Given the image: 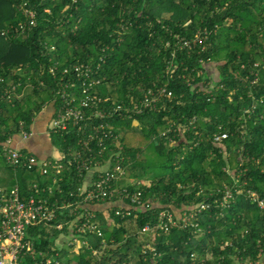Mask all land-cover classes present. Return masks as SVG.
Returning <instances> with one entry per match:
<instances>
[{
	"label": "trees",
	"instance_id": "obj_1",
	"mask_svg": "<svg viewBox=\"0 0 264 264\" xmlns=\"http://www.w3.org/2000/svg\"><path fill=\"white\" fill-rule=\"evenodd\" d=\"M21 1L0 0V187L18 183L25 197L34 184L51 187L50 200L62 203L82 185L73 168L55 183L38 164L29 167L30 156L43 158L24 149L17 164H8L4 142L31 132L47 101L58 106L60 85L77 97L84 81L97 78L92 103L106 115L87 119L85 127L106 123L114 132L101 167L110 158L106 166L114 170L119 160L126 168L119 184L141 190L144 202L125 216L116 214L115 196L73 203L75 210L86 205L97 214L108 242L100 256L92 248H101L102 239L91 233L82 238L92 248L56 245L61 232H69L68 215L28 226L36 249L59 252L62 264H264V209L248 197L264 198V0H26L37 13L28 33L18 31ZM6 29L7 37L1 35ZM177 35L203 36L205 48L183 49ZM214 62L218 76L209 70ZM77 65L89 66V77L80 78ZM161 86L173 96L137 113L142 94ZM50 132L68 162L79 145L78 129ZM225 186L233 197L224 207L217 203ZM122 200L125 210L130 201ZM203 201L210 206L192 219L197 226L159 230L163 210L179 218ZM103 202L108 215L93 207ZM147 224L152 227L142 231Z\"/></svg>",
	"mask_w": 264,
	"mask_h": 264
},
{
	"label": "built area",
	"instance_id": "obj_2",
	"mask_svg": "<svg viewBox=\"0 0 264 264\" xmlns=\"http://www.w3.org/2000/svg\"><path fill=\"white\" fill-rule=\"evenodd\" d=\"M20 11L24 19L20 23L18 31L28 33L37 26V13L35 9L28 7L26 0L21 1ZM9 32L10 29L2 30L1 35L7 37ZM177 38H179V47L183 49L193 48L198 44L202 46V49L205 48L203 36L198 35L193 39H183L177 35ZM75 71L80 78H87L91 74V68L87 65H77ZM99 83L100 79L97 78L90 82L84 81L81 96L77 97L68 91L69 85H60L55 91L60 103L55 109L50 129L55 133L69 132L71 128L78 129L77 143L79 145L70 149L68 162L62 161L61 154L58 158L37 159L36 156L28 158L29 167L38 164L43 174L53 175L55 183L63 179L65 170L73 168L77 172L84 182L76 189L69 190L68 200L62 203L51 201L46 191L48 190V193L51 194L53 193L52 188H39L37 184L33 186L34 192L26 197L22 195L18 183L11 188L0 187V264H20L29 256H36L32 264H62L58 257L59 252L49 255L45 250L38 251L36 249L33 240L27 235V228L30 225L57 222L65 215L70 216V220L66 221L69 229L67 244L74 245L76 248H92L90 240L87 237L82 238L86 233H91L102 239L101 248H92L93 253L100 256L103 250L107 248L108 242L104 238L103 227L96 218L97 214L88 209L86 205L91 202H102L110 196H115L118 201L122 202V199L125 198L130 201V204L126 203L129 206L124 210L122 208L125 206L119 205V208L115 210L117 215L125 216L131 214L133 205L144 204L141 198V190L130 192L127 186L119 184L121 180L126 178V168L119 163V160L114 170L111 168L113 165L106 166L109 164L110 158L104 163L106 165L101 167L100 158L110 148V138L115 137L114 132L106 129L108 126L106 123L95 125L93 121L88 130L85 127L84 123L87 119L91 120L93 116L104 117L106 115V112L92 103L96 99L92 89ZM172 96V91L164 86L158 89L150 88L142 94L136 111L141 113L143 109L156 110L163 97ZM118 110L119 107L113 108L114 113ZM21 135L27 139L31 132L23 130ZM4 151L8 164H17L22 156L20 150L13 146V137L4 142ZM116 156L121 157L119 154ZM89 172H92L93 175L91 183L87 184L86 177ZM219 192H223V196L217 205L229 206V201L233 197L232 189L225 186L224 190ZM248 197L264 209V198L255 192H250ZM73 198L74 200H72ZM214 202H217V199ZM73 203L79 206L86 205L83 206V210H75ZM209 206V202L203 201L201 204L183 211L179 218H176V215L170 211L163 210L158 217L157 226L160 231L165 233H170L174 227L197 226L195 222H192V219ZM107 212L110 213L109 210ZM151 227L150 224H147L142 228V231H148ZM148 247L150 246L147 245L145 248Z\"/></svg>",
	"mask_w": 264,
	"mask_h": 264
},
{
	"label": "crops",
	"instance_id": "obj_3",
	"mask_svg": "<svg viewBox=\"0 0 264 264\" xmlns=\"http://www.w3.org/2000/svg\"><path fill=\"white\" fill-rule=\"evenodd\" d=\"M213 74H216V69H212ZM211 72V73H212ZM214 74V75H215ZM218 76V74L216 75ZM55 106L53 101H47L39 114L35 117L32 126L30 128L31 135L27 139H24L23 136L19 133L13 136V146L18 149H24L30 153H35L41 158H58L60 156V150L55 147V141L51 138L50 125L55 113ZM55 152V153H54ZM53 154H58L53 156ZM92 172L88 173L86 177V183H91ZM118 205H124L122 201L117 202ZM94 208L102 210L103 214L108 215V210L110 208L109 204L103 202L101 205L93 206ZM114 223V222H113ZM69 232H61V234L56 239V245L59 247H64L67 244ZM246 263V262H245ZM241 262H235L234 264H245ZM247 264V263H246ZM262 264V263H261Z\"/></svg>",
	"mask_w": 264,
	"mask_h": 264
},
{
	"label": "rangeland",
	"instance_id": "obj_4",
	"mask_svg": "<svg viewBox=\"0 0 264 264\" xmlns=\"http://www.w3.org/2000/svg\"><path fill=\"white\" fill-rule=\"evenodd\" d=\"M212 66V67H211ZM211 66H209V70H210V72H212V69H216V66H217V62H214L213 64H211ZM213 73V72H212ZM215 74V73H214ZM216 75V74H215ZM51 135V138H52V140H54L55 141V147L59 150V148H58V140H57V136L55 135V134H50ZM147 151L148 152H145V155H146V158H150V162H152V163H154V161H156L155 159H156V157H155V155H154V153L151 151V150H149V149H147ZM55 153V152H54ZM58 154H53V156H57ZM157 169H159V167H156V170ZM143 180H145L144 182L145 183H149V181H147V179L146 178H142ZM60 227H62V225H60ZM69 234V233H68ZM82 250H85V247H83V249ZM62 255H65V253H62ZM246 264V263H245ZM249 264V263H248Z\"/></svg>",
	"mask_w": 264,
	"mask_h": 264
}]
</instances>
